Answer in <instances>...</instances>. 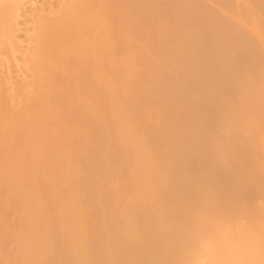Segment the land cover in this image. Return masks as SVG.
Returning a JSON list of instances; mask_svg holds the SVG:
<instances>
[{"label":"rangeland","instance_id":"1","mask_svg":"<svg viewBox=\"0 0 264 264\" xmlns=\"http://www.w3.org/2000/svg\"><path fill=\"white\" fill-rule=\"evenodd\" d=\"M1 1L5 3L13 2V0H0V2ZM111 1L112 0H110V2ZM4 2L1 3L4 4ZM108 2L109 12L110 9L113 10L111 13L112 16H110V18L108 16L110 19L108 21L111 22L113 20L115 22V24L112 22L114 26L110 25L115 27L112 31L117 30L116 32L118 34L116 32L113 33L114 35L116 34L115 40L120 38L118 43L114 40L115 45H118V49L116 46L117 53L119 51L121 55H124L123 58L121 56V59L128 56L126 52L128 49H131L133 54L131 56V51L128 52L130 53L128 57H132L130 60H132L134 65L129 61L130 68L121 64V66H123L120 70L123 72H121L122 75L132 72H134L135 75L133 73L132 77L130 74H127L128 77L129 75L131 76L130 78L126 76L127 79L124 75L119 77L118 74L119 78L117 79L121 87L124 83H128L129 81V85L125 84L128 86L126 89L127 92L125 90L123 91L124 95L127 93L128 97L126 95L125 97L121 92L122 97L124 96V98H127L125 99L126 102H124V98H122V106L123 103H125L124 107H122L124 112H122L126 120L129 123L131 122L132 127L134 126L133 129H135V132L137 131V135L139 133L138 136L142 137L146 144L149 143L147 145L148 148L152 154L156 155L155 157L158 159V161L157 159L156 161L158 165L160 164L161 166H158L160 170L159 174L160 176H165V179L164 185L160 188L161 190L158 193L159 196L157 195L155 197L154 203L151 206L145 205L141 208V205L140 208L132 210V212L135 213L132 214L137 215L133 218L137 217L135 221L138 222L139 225L142 224L143 226L147 223L146 225L151 227L150 230H147L148 226L145 225L146 227H140L138 225L139 230H143L146 236L143 237L140 232L139 238H141L139 239V246L133 249L130 245H127L128 243H125V239H123L124 235H122L124 232L122 233V230L124 231L123 224L125 221L124 218H126L124 212L128 209L126 204L129 202V199L133 198L137 193L135 187L131 189V184L126 185L131 176V167H133L135 160L131 153L127 152V149L117 142L115 132L112 131V126L110 127L109 125L111 124L109 123L110 121L108 124L101 120L103 116L105 117L106 113H104V115L102 113L100 119L102 123L100 124L99 122L98 126L96 123H93L94 121L92 119H84L86 124L85 127H89L86 129H89V132L94 131V134L93 132H88L91 138L95 142L96 140L97 142L99 141V144L96 142L99 151L97 148L93 150L96 146L95 144V146L89 145L93 140L88 142V144L84 143L87 145V149L84 146L86 149L84 155L86 156L83 155L81 157L83 162L82 164L80 161L82 165H80L82 167L81 171L79 169L80 172L77 171V174L74 173L76 177L74 175L71 176L75 179V181H73L74 179L72 178V185L74 189H76V194L78 195L77 198H75V202L77 204L80 202L81 205L87 209H84L86 212L82 210L84 214L86 213L85 215H87V217L84 215L86 218L84 219L87 221L86 227H84L88 239V243L86 239V247H90L89 255H91V263L93 264H185V262L187 264L190 258H192L190 255L194 257V255L197 254L196 252H199V247L196 246V248L193 246L195 249L192 247L194 250H190L192 254L190 252L184 253V246H179L178 249V245L176 244L177 240L174 238L173 241L176 243L173 244L172 241L171 247L173 245L174 247L177 246L175 248L178 250H175L174 247L171 248L168 245L167 241H164L167 240L164 237L166 233L164 236L160 235L158 229L163 232L162 230H166V228L168 229L169 227L170 230V228H172L169 226L171 225L170 223H178V228H181L180 225H183L182 227L188 229L192 228L196 230L197 228L202 230L200 227L205 229L200 219L193 222V216H191L192 214L195 216L194 210L197 209V207L203 206L200 202L201 199L200 201L198 200L201 204L197 202V192L203 191L204 193L205 190V194L208 193L213 200L217 199V201H221L228 199V203H230V201L232 203L236 201L239 204L241 203L240 205L243 207H241L242 210L240 213H235L237 217H235L234 214H230L231 219L229 220H231V223L227 220L222 223V228L224 225L225 227L227 226L226 231L232 232V234L235 233L233 232V228L237 227L236 229L238 230V224H241L239 230L245 229V224L248 226L264 224V158H262L264 156L262 146L264 145H261L264 142V124L256 116H250V110L247 113L248 126L240 125L234 118L233 112V109L237 110L238 108L244 107V95L251 84L254 82L257 84L259 83L260 87L264 88V0H113L111 2V7ZM8 3L4 6H8ZM112 7L116 12H114ZM35 10L34 14L37 15ZM109 12H107V14H109ZM30 21L31 20H28V22ZM1 27L2 26H0V28ZM1 30V37L5 38L6 32L4 31L5 33L3 35V31ZM114 35L112 39H114ZM1 37L0 39H2ZM19 38L24 39L23 35H20ZM4 40L6 39L0 40V43ZM126 40H128V43ZM125 41L128 45L124 44ZM5 42L6 41H4V43ZM122 44L124 45L122 46ZM120 53H118V55ZM123 68L127 70L125 71ZM106 119L108 120L107 115ZM77 121L80 126L84 123L81 119ZM259 123L260 126L258 125ZM135 124L137 125L135 126ZM81 127H84V125ZM96 132L100 136L98 139L93 138ZM243 132L244 134H242ZM259 140H263V142L261 141V143ZM121 148H124V150ZM166 161L169 162L165 163ZM38 181V190L36 191L38 194H36L37 201L39 200V204L42 203V209L45 207V209L48 210L47 207H50V204L52 206L49 196L50 187H47L49 184L47 185L42 178L40 180L38 179ZM120 181L121 183H119ZM116 182L119 183L121 189L122 186H127L128 188L123 187V189L118 192L117 189L119 187H115L118 185ZM200 187L202 188L200 189ZM255 187L257 189L259 187L261 188L257 190ZM192 190L194 193L196 192L195 194L193 193L196 199L194 195H190L192 194ZM132 192L133 194L131 196L130 193ZM203 193H199L201 194L199 196H202ZM107 197L109 198L107 199ZM114 202L115 204H113ZM186 202L187 204L192 202L195 205L197 203L202 206L197 205L194 207L195 209H193V204L191 203L190 207H192L194 213L192 210H189L190 213H192L189 214V211L187 213L185 209L187 208ZM115 205L116 207H114ZM182 207H184V209ZM19 208L22 209V206ZM157 208L162 211L157 210ZM250 209L251 211L254 210L251 212ZM46 210L45 213L48 215L45 216V213L43 214V216L46 217L44 220L47 221L49 219L50 221H44L46 225H48L46 228L49 227L47 228L49 232L46 230L49 237H46V239H48L47 241H51V243L47 242V244L51 249L53 248L52 252L50 251L48 260H52L53 257H55V259L52 260L55 262L54 264H71L73 260L69 255L70 247L67 245L69 243L66 241L67 239H65L66 226H64V221L60 218V220L63 221L61 222L58 216H55L56 213L52 212L53 210H48L49 213ZM183 210L187 215L183 213ZM8 211L7 214H5V219H7V222L9 221V224L12 223L13 225L14 221L15 223L17 221H22V224L17 222L14 226L7 224L11 227L6 225L10 232H17L16 234L19 240L28 230L26 221L22 220L25 213L17 218L14 216L16 214L9 213ZM23 212H25L24 209ZM122 212L125 215H123ZM220 213L222 212H216L214 214L219 215ZM212 214L213 213H211V216ZM251 214L254 215V217ZM190 216L192 217L191 220L193 223L190 222V219V221L188 220ZM75 217L76 215L74 214V218ZM54 218L57 220H54ZM145 218L148 219L145 220L146 222L144 221ZM158 218L161 221L163 220V222L166 223L165 225L169 224L167 225L168 227L165 226L164 229L162 228L163 226L158 227L160 222ZM262 218L263 220H261ZM233 220L236 222V225ZM227 222L230 223L229 226ZM12 227H14V229ZM44 227L42 226V230ZM174 227L176 228V225L173 226L172 229H174ZM15 228H17V231ZM206 229L203 230V233L209 230V228ZM44 231L45 230H43V232ZM113 231H115V233ZM117 231L120 233H117ZM212 232L213 230L209 231L207 234L213 235ZM15 233L13 235H15ZM63 234L65 237L62 236ZM9 235L7 234V237ZM45 235H47L46 232ZM57 235L59 237H57ZM181 235L179 234L175 237H180ZM8 238L12 239H8L4 242L2 241L4 244L1 242L2 237L0 239L2 251L0 252V263L7 264L9 260L12 261L13 264H19L21 261L16 255L18 252H16V247H18L16 246L17 241H15L16 235L15 237L10 236ZM180 238L177 239L181 240ZM179 240V245H185L186 242L183 238L182 241L184 240L185 243H180L182 241L179 242ZM165 242L167 243L165 244ZM164 244L168 245V247ZM126 245L128 248H126ZM194 245H198L197 242ZM169 247L172 249L169 250L173 253L167 249ZM13 248H15V250ZM163 248L166 249L163 250ZM128 253L130 256H128ZM189 253L190 255H188ZM110 256L112 257L109 259ZM5 259H7V262L4 263ZM48 260L46 259V261ZM104 260L106 262H104Z\"/></svg>","mask_w":264,"mask_h":264},{"label":"bare ground","instance_id":"2","mask_svg":"<svg viewBox=\"0 0 264 264\" xmlns=\"http://www.w3.org/2000/svg\"><path fill=\"white\" fill-rule=\"evenodd\" d=\"M107 2L111 7L110 0H13V2L11 3L7 2L9 4L8 6H4L7 5V3L5 2L4 4L1 3L0 5V26H2L0 30L2 29L1 31H3L2 33L3 35L6 32L5 38L1 37L2 35L0 32V37L2 38L0 40L6 39L4 40L6 41L5 43L4 41L0 43V239L2 237L1 242L2 241L4 242L8 239H12L8 237L10 236L15 237L16 235L15 241H17L16 246H18L16 247V252L18 251L16 255L21 261L20 262L21 264H47L48 261H49L48 264L55 263L54 261H52L55 259V257H53L52 260L50 259L48 260V257H50V251L52 252L53 249V248L51 249V247L47 244V242L51 243V241H47L48 239H46V237H49L48 236L49 229H47L49 227L46 228V226H48L46 225V222H48L49 219L47 218L48 220L46 221L44 220V218L46 219L45 216H47L48 214L45 213L46 210L45 207L44 209H42L43 208L41 205L42 203L39 204V200L37 201V197H36L38 195L36 193L39 184L38 179L40 180L41 178L42 180H45L44 182H46L47 185L49 184V186H47L50 187L49 196L51 198L52 206L54 207L55 210L53 209L51 204L50 207L46 206L47 209L49 211L53 210L52 212L56 213L55 216H58L59 220L61 218V220H63L64 222L61 220L60 221L64 223V226H66V230H65L66 237L64 236V234L62 236H64L65 239H67L66 241H68L69 243L67 244L70 247L69 255L71 256L70 258L73 260L71 261L72 262L71 264H93L91 263V258H90L91 255H89L90 247L89 248L86 247L87 234H85V229H84V227H86V222H87L85 220L86 219L85 216L87 217V215H85L86 213L84 214V212H86L84 210L86 209V207L84 208L80 202H78V204L75 202V198H77L78 195L76 194V189H74V186L72 185V182L75 181V179L74 177H71L72 175L75 176V174H77L76 173L77 171L78 172L81 171L82 168L81 157L86 152L87 149L86 144H88V142L93 140L89 135V133L93 132L94 134V131L89 132L88 131L89 129H86L89 127H85L86 124L84 122V119H88V120L92 119L94 121L93 123H96V125L98 126L99 122L100 124L102 123L100 121L102 117V113L103 115L104 113H106L108 120L106 119V115L105 117L103 116L102 117L103 119L101 120L107 123L110 121L109 123L111 124L109 123L108 124L110 125V127L112 126L111 129L112 131L115 132L117 142L120 143L121 146L126 148L127 152H130L135 160L133 167L130 166L132 168L130 172L131 176L129 177V181H128L129 183L127 182L126 185L131 184L132 185L131 189L135 187L138 194L136 193L137 195L135 194L134 195L135 197L133 196V198L129 199V202L126 204V206L128 207V209L126 210L127 213L124 212L126 215L122 212L123 215H125V217L127 218V219L124 218L125 221L123 220L124 221L123 224L124 231L122 230V233L124 232L122 234L124 235L123 239H125V243L126 244L128 243L127 245H130L133 249H136L139 246L140 243L139 239L141 238V237L139 238L140 232L143 237H145L146 235L144 234L143 230L141 229L139 230V226L141 227L142 224L140 222L141 225H139L138 222L135 221L137 217L135 218L133 217L137 215H133L135 213H133L132 210H136L140 208L141 205H142L141 208L145 205L151 206L154 203L153 201L155 197L158 195L159 191L161 190L160 188L164 185L165 176L163 177L160 176L159 174L160 170L158 166H160V164L158 165L157 162L158 159L155 157L156 155L152 154V152L148 148L147 145L149 143L146 144L143 141L142 137L138 136L139 133L137 135L136 133L137 131L135 132V129H133L134 126L132 127L131 122L129 123L126 120L125 115H123L124 111L122 110V107H124L125 103H123L122 106V102L123 101L126 102L125 99H127L124 98L125 95L127 96V93H125L124 95L123 91L124 90L126 91V89L128 88V86L126 85H129V81L128 83H124V85L121 87L117 79L120 76L124 75V74L122 75L123 72L120 70L122 66L124 65L130 68L128 62L129 61H131V63L133 62L132 60H130L132 59V57L131 58L128 57L130 56V53H128L131 51V49L130 50L128 49L130 47L126 48L128 49V51L126 50L128 56L124 59H121V56L123 58L124 55H121L119 51L118 53L120 54L118 55L117 53L118 45H115L114 42V40L116 39L115 36L116 34L115 35L113 34L117 30L112 31V29L115 28L113 27L115 22L113 20L111 22L108 21L110 20L109 19L110 16H112L111 13L113 10L110 9L109 12L108 10L109 7ZM35 9L38 11H36ZM34 10L35 13H37V15L34 14ZM107 12H109V14H107ZM114 12H116L115 9ZM28 20H31L30 21L31 23L28 22ZM112 22H114V24ZM20 35H23L24 39L19 38ZM113 35H114V39H112ZM119 39L115 40L117 41L116 43H118ZM128 40H126L127 43ZM126 41L124 44H127ZM124 44H122V46ZM132 55L133 54L131 51V56ZM121 64L123 65L121 66ZM126 70L127 69H125V71ZM119 72L120 73L122 72L121 75ZM133 73L134 72L127 74H130L133 77ZM127 74L124 75V77H126ZM130 75L129 77L128 76L127 77L130 78L131 77ZM254 83L251 84L252 86L250 85V87L247 89L244 95V105H243L244 107L238 108L240 110L233 109L234 118L236 119V121L239 122L240 125L243 126L247 125V118H248L247 113L250 110H251L250 116L251 115L256 116L264 124V91H262L264 90V88L260 87L259 83H258L259 85L257 83L255 84ZM121 92L124 95L123 97ZM122 98H124L123 101ZM78 119H81L84 122L81 125V126L84 125V127H81L79 125V122L77 121ZM136 125L137 124H135V126ZM258 125L260 126V123ZM242 134H244V132ZM95 137L93 138L98 139L100 137L99 134H97V132ZM93 141L91 143L93 145L91 144L89 145L90 146L96 145L93 148V150L95 148H97L98 150L97 146L99 144V141L97 142L96 140L98 144L95 141L94 143ZM261 141L263 142V140ZM261 145H264V142ZM84 146L86 149L84 148ZM262 147H263L262 149L264 150V146ZM124 148L121 149L124 150ZM262 158H264V156ZM168 162L166 161L165 163ZM116 183L118 185L117 186L114 185V186L120 188L121 186L119 185V183H121V181L119 183L118 182ZM123 187H127V186H122V189ZM119 188L117 189L118 192L119 190H122L121 188L120 189ZM201 188L202 187H200V189ZM260 188L261 187H259L258 189ZM193 193L194 192L192 190V194L190 195H194L196 192L194 194ZM199 193H203V191ZM199 193L197 192L198 195H196L197 202H199L201 199L200 202L203 204V206L200 205L201 204L200 202H199L200 204L196 203V205L191 202L193 204V209H195L194 207H196L197 205L202 206V207H197V209L194 210L195 216L194 214L190 213L191 210L194 213L192 207H190L191 203L187 204L186 202L188 210L187 208L185 209L187 213L190 210L189 214H192L191 216H193V219L190 216L188 217V220L192 219L194 222L195 220L200 219L203 223L204 228L205 229L209 228V230L206 233H203V230L205 229H203L200 226L199 227L202 230L197 228L196 230L192 228L191 229L184 228L182 227L183 225H180L181 228H178L179 227L178 223H177L178 225L174 223H170L171 225L173 224L172 226L167 224L172 228L173 226L176 225V228L175 227L174 229L170 228L169 230V227L165 225L166 223H164L163 220L161 221L158 218L159 221L161 222L160 223L158 221L159 222L158 227L163 226L162 227L163 229L165 228V226L168 227V229L166 228V230H162L163 232H161V230L158 229V232L160 231L159 233L160 235L164 236V234L166 233L165 234L166 236L164 237L167 240L164 239L163 240L167 241L168 245L171 247L172 245L171 242L173 241L174 238H176L177 243L173 241V244L176 243L178 245V249L179 246L182 247L184 246L183 249L184 253L190 252V250H194L195 247L198 246L199 252H196L197 254L195 255L193 254L194 257L190 255L191 252L188 254L192 258H190L187 264H264V224L262 225L258 222L260 225L254 224V226H252L251 224L248 223L251 226L245 224L246 226L245 229L243 230H239L241 224L240 225L238 224L239 226L238 230L236 229L237 227L233 228L234 230L233 232L235 233L232 234V232L226 231L227 226L226 227L225 225L223 226L225 230L222 228V223H224L225 220L229 222L231 221L229 220L231 219L230 214L235 215V213L241 212L242 210L241 207H243L240 205L241 203L239 204L237 201L233 203L230 201V203H228L229 201L228 199L221 201H217V199L213 200L208 193L205 194V190L202 196H199L201 195ZM130 194L132 196L133 192ZM128 196L130 197L129 194ZM108 198L109 197H107V199ZM113 204H115V202ZM20 206H22V209L19 208ZM114 207H116V205ZM182 208L184 209V207ZM20 209L22 210V212ZM23 209L25 212H23ZM48 210L46 211L48 212ZM82 210H84V212ZM157 210H159V208H157ZM7 211L9 213L16 214L13 215L16 216L17 218L18 216H22L25 213L23 215L24 217L22 218V220L26 221L28 230L26 231V234L23 235L19 240L16 234L17 232L15 233V231L13 230L15 233V235H13L14 233L8 230V227H11L9 225H12V223L9 224L8 223L9 221L7 222L6 221L7 219H5V214H7ZM186 212H184L183 210V213L185 215H187ZM216 212L217 213L222 212L219 214L221 216L215 215L214 213ZM211 213H213L214 215L212 214L211 216ZM43 214L45 216H43ZM74 214L76 215L75 218H74ZM252 216L254 217V215ZM235 217L237 216L235 215ZM54 220L57 219L54 218ZM145 220L148 219L145 218L144 221ZM192 220L190 222H192ZM261 220H263V218ZM17 222L19 223L20 221ZM16 223L14 221V224ZM230 223H228V226ZM14 224L12 226H14ZM20 224H22V221L20 222ZM6 225L8 227H6ZM145 225H143L142 227H144ZM42 226L44 227L43 228V230H45L44 232L42 230ZM146 226H148L147 230H150L151 227L149 225ZM12 228L14 229V227ZM15 230L17 231V228H15ZM46 230H48V232ZM211 230H213L212 232L213 235L207 234ZM119 231H117V233H120ZM45 232L47 235H45ZM113 232L115 233V231ZM7 234L10 235L7 237ZM177 234L178 235L182 234L180 236L181 238L175 237L178 236ZM57 237L59 236L57 235ZM177 238H180L181 240ZM182 238L185 240L186 243L184 242V240L182 241ZM178 240L179 242L182 241L180 243L184 242L185 245L184 244L179 245ZM167 242H165V244ZM196 242L198 245H194L196 244ZM87 243H88V239H87ZM142 244L145 245L144 243ZM168 245L165 246L168 247ZM170 247L167 249L172 250L171 248L174 247V245L171 248ZM175 247L174 249L178 250ZM126 248H128V246ZM13 249L15 250V248ZM165 249L166 248H163V250ZM0 252H2L1 246H0ZM112 256H110L109 259ZM128 256H130V254ZM46 259L48 261H46ZM6 260L7 259H5L4 263L7 262ZM105 260L104 262H106ZM11 263L12 261L8 260L7 264H11Z\"/></svg>","mask_w":264,"mask_h":264}]
</instances>
